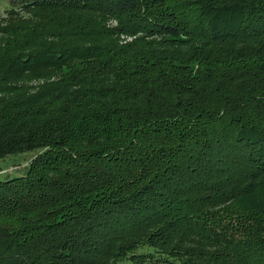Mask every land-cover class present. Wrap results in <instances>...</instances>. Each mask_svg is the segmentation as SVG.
<instances>
[{"label":"trees","instance_id":"obj_1","mask_svg":"<svg viewBox=\"0 0 264 264\" xmlns=\"http://www.w3.org/2000/svg\"><path fill=\"white\" fill-rule=\"evenodd\" d=\"M0 264H264V0H10Z\"/></svg>","mask_w":264,"mask_h":264},{"label":"rangeland","instance_id":"obj_2","mask_svg":"<svg viewBox=\"0 0 264 264\" xmlns=\"http://www.w3.org/2000/svg\"><path fill=\"white\" fill-rule=\"evenodd\" d=\"M11 8L10 0H0V12ZM39 152L33 149L0 158V180L26 174L30 160Z\"/></svg>","mask_w":264,"mask_h":264}]
</instances>
